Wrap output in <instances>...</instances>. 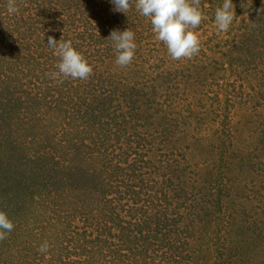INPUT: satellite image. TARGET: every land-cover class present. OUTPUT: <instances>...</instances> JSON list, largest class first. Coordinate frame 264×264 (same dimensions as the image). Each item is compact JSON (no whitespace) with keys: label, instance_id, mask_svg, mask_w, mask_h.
I'll return each instance as SVG.
<instances>
[{"label":"trees","instance_id":"obj_1","mask_svg":"<svg viewBox=\"0 0 264 264\" xmlns=\"http://www.w3.org/2000/svg\"><path fill=\"white\" fill-rule=\"evenodd\" d=\"M50 1L47 15L44 9L22 10L17 25L48 33L44 19L56 21L57 11L66 28L52 37L71 40L93 71L86 80L52 78L58 55L48 46L35 48L32 36L14 38L10 23L2 27L0 93L13 100L0 111V211L14 228L0 239V264L187 261L191 247L173 238L174 221L167 214L186 202L183 184L175 187L171 180L185 156L184 135H174L179 121L153 101L163 89L171 90L165 79L174 78L173 59L153 31L145 36L152 25L138 13L135 0L126 14L109 0ZM41 3L36 2L38 8ZM126 28L135 33L137 47L132 62L120 67L108 37ZM251 44L259 47L249 37L238 44L248 51L241 54L245 60ZM137 73L147 83L139 85ZM157 78L161 89L153 84ZM261 234L258 227L263 239ZM45 241L49 248L42 254ZM230 244L219 264H257L249 257L254 249L247 246L246 256Z\"/></svg>","mask_w":264,"mask_h":264},{"label":"rangeland","instance_id":"obj_2","mask_svg":"<svg viewBox=\"0 0 264 264\" xmlns=\"http://www.w3.org/2000/svg\"><path fill=\"white\" fill-rule=\"evenodd\" d=\"M37 1L42 2L39 8ZM48 1L11 0L17 11L9 14L10 0H0V32L10 23L9 34L14 38L32 36L35 48H46L48 37L66 28L58 21L62 15L56 11V21L44 19L48 33L39 28L22 31L16 16L22 10L36 13V9H44L45 16L52 6ZM222 3L200 0L203 19L192 29L199 37L200 50L192 58L169 61L174 78H166L165 83L171 90L163 89L153 98L166 108L169 118L179 121L172 128L174 135H184L180 149L185 156L171 180L175 187L183 184L186 202L167 212L174 221L173 238L191 247L186 251L187 261L180 264H197L199 257L203 264H219L222 249L230 243L243 248L246 256L247 246L254 249L250 259L264 264V0H232L234 20L224 32L214 23L215 10ZM150 35L152 30L145 34ZM247 37L259 47L251 44L245 60L241 54L248 51L238 44ZM4 44L0 41L1 49ZM153 51L157 46L151 47ZM141 76L136 74L139 85L147 83ZM153 84L162 88L158 78ZM3 93L0 111L7 110L8 101L13 100L8 92ZM21 112L28 114L25 109ZM258 227L263 239L258 238Z\"/></svg>","mask_w":264,"mask_h":264},{"label":"clouds","instance_id":"obj_3","mask_svg":"<svg viewBox=\"0 0 264 264\" xmlns=\"http://www.w3.org/2000/svg\"><path fill=\"white\" fill-rule=\"evenodd\" d=\"M114 10L122 13L130 8V0H109ZM232 0H223L216 8L214 23L221 32L227 31L233 20ZM138 13L150 19L152 31L156 38L166 46L168 55L173 60L192 58L200 50L199 37L192 29H196L203 19L200 0H135ZM9 14L17 9L11 2L8 5ZM108 39L113 42L115 63L120 67L127 66L134 58L136 50L135 33L126 28L112 30ZM47 45L59 57L57 71L51 73L52 78H67L86 80L93 68L80 51L75 49L71 40L59 41L52 36L47 39ZM14 228L7 213L0 211V239H3ZM49 245L47 241L39 247V252L46 254Z\"/></svg>","mask_w":264,"mask_h":264}]
</instances>
